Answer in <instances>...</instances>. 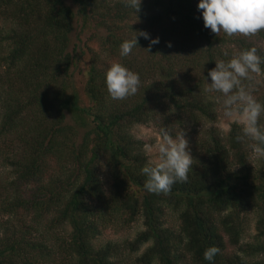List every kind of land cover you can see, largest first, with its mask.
<instances>
[{
  "label": "trees",
  "instance_id": "trees-1",
  "mask_svg": "<svg viewBox=\"0 0 264 264\" xmlns=\"http://www.w3.org/2000/svg\"><path fill=\"white\" fill-rule=\"evenodd\" d=\"M71 2L75 13L62 0H0L1 159L14 168L1 187L0 264H112L122 247L133 253L148 242L139 264H264V157H253V141L237 139L241 125L196 137L187 182L166 194L144 188L147 159L129 133L135 125L159 133L214 122L223 94L204 97L194 88L211 83L216 62L243 50L255 47L264 61V31L217 35L204 26L199 0H141L138 12L123 0ZM76 15L81 27L91 23L104 34L83 43L86 107L70 85ZM135 36L137 47L121 56L120 44ZM117 62L140 78L124 100L106 88V71ZM261 69L264 75V62ZM242 83L264 105V89L258 93L253 78ZM258 123L264 129V112ZM167 212L174 228L164 224ZM246 214L254 234L243 243ZM137 219L143 230L131 242L94 246L106 229ZM210 246L220 249L211 262L203 257Z\"/></svg>",
  "mask_w": 264,
  "mask_h": 264
},
{
  "label": "clouds",
  "instance_id": "clouds-1",
  "mask_svg": "<svg viewBox=\"0 0 264 264\" xmlns=\"http://www.w3.org/2000/svg\"><path fill=\"white\" fill-rule=\"evenodd\" d=\"M126 6L140 10L141 0H123ZM202 10L204 26L217 35L223 31L228 36L243 35L251 37L264 31V0H199L197 5ZM148 39L146 32L137 33ZM136 35V36H137ZM136 36L120 44V55L128 56L137 47ZM153 39L151 44L158 43ZM169 46H171L169 44ZM261 57L257 49L252 47L239 52L228 62L218 61L208 72L211 83L206 91L219 92L224 96V115L236 117L242 125L243 135L238 140L248 138L253 141L251 147L257 157H264V129L259 126V118L264 112V105L259 103L242 83L251 80V74H262ZM106 88L113 100H124L135 95L140 85V78L122 66L112 63L105 74ZM160 141L156 146L157 159L154 163L146 164L142 173L147 177L144 188L150 193H168L176 182L186 183L188 173L193 165V157L188 150V140L182 128H177L175 136L167 127H161ZM220 251L215 246L208 247L203 257L213 261Z\"/></svg>",
  "mask_w": 264,
  "mask_h": 264
},
{
  "label": "rangeland",
  "instance_id": "rangeland-1",
  "mask_svg": "<svg viewBox=\"0 0 264 264\" xmlns=\"http://www.w3.org/2000/svg\"><path fill=\"white\" fill-rule=\"evenodd\" d=\"M66 6H68L73 13L76 12V7L71 2V0H62ZM154 13V11H152ZM92 33L97 34L98 36H104L103 32L100 31V29H97L93 24H87L85 27H81V21L80 18L76 15L73 21V28L69 36V46H68V53L71 54L74 64L70 68V85L73 90V92L76 94L78 98V104L81 107L89 106V102L86 98V96L83 93V85L86 78V69H87V59L88 55L83 48V43L86 42L87 38L90 37ZM222 34V31L219 33V35ZM225 36L224 38H227ZM228 45V44H227ZM91 46V44H90ZM82 52V53H80ZM233 54H235V50L233 48ZM196 55L192 57V59H195ZM186 60V59H185ZM187 62V61H186ZM254 79V89L260 93L262 89H264V75H253ZM176 81L181 85L183 84L182 81H179V78H176ZM195 87V80L192 81V86ZM208 86V83L206 81L202 82L201 86L195 87V92H202L204 93V97L211 94V92L206 91V88ZM184 88H187V85L184 86ZM253 97L256 99L258 95L252 94ZM223 99L224 96L221 95L220 98H218L217 103H219L218 107H216V113L217 116L215 118L214 122H207V121H201L197 126H193L191 122H187L183 126H175L171 129L172 135L175 136V131L177 128H182L186 133V139L188 140L190 154L196 153V148L193 146V143L195 141V138L199 137L204 133V130H207L209 128L216 129L222 136H224L231 123H236L241 125L237 122L236 117L229 118L224 115V105H223ZM209 100H212L211 97H209ZM257 100V99H256ZM242 126V125H241ZM129 133L135 138L138 139L143 147V153L146 156L147 163H154L157 159V152H156V146L160 141V135L156 128L152 124L150 125H135L132 126L129 130ZM196 138V139H197ZM3 151L0 147V197H2V186H6V184L9 183L12 179H14V173H13V166H10L6 163H3L1 157H3ZM6 153V152H5ZM8 152L5 154L7 155ZM253 157H257L254 154V151H252ZM10 157V156H8ZM103 174V173H102ZM3 181V182H2ZM4 219V217H3ZM243 220L246 222L245 230L241 238V242H249L251 237L254 234V219L251 215L246 214L243 218ZM28 223H31L30 221H27ZM43 223V222H42ZM164 224L165 226H176V219L175 216L169 212H167L164 216ZM33 226V225H31ZM41 230V228L39 227ZM143 230L142 221L141 219H137L135 222L130 224L128 227H120V226H114L106 229L104 232H102L98 237H96L93 240L94 246H100L105 243H110L114 245L123 246L127 242H131L137 233L141 232ZM68 229L65 228V232H67ZM58 235H61V231H57ZM35 235V233L33 234ZM150 243H145L138 247L136 251L133 253H130L126 248H121L122 252L120 251V254L117 257L111 258L112 264H139L135 260L140 257V255L143 253V251L149 246Z\"/></svg>",
  "mask_w": 264,
  "mask_h": 264
}]
</instances>
